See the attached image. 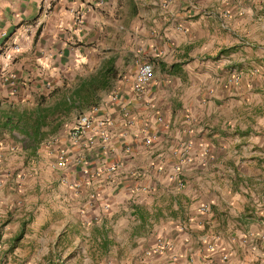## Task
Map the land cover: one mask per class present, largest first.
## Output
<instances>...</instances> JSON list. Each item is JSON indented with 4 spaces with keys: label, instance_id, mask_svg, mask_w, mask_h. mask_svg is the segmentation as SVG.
I'll return each mask as SVG.
<instances>
[{
    "label": "crops",
    "instance_id": "0c3cea01",
    "mask_svg": "<svg viewBox=\"0 0 264 264\" xmlns=\"http://www.w3.org/2000/svg\"><path fill=\"white\" fill-rule=\"evenodd\" d=\"M0 72L2 105L50 109L41 137L0 129L14 264H264V0H0ZM91 106L108 152L70 137Z\"/></svg>",
    "mask_w": 264,
    "mask_h": 264
},
{
    "label": "built area",
    "instance_id": "2783aa9c",
    "mask_svg": "<svg viewBox=\"0 0 264 264\" xmlns=\"http://www.w3.org/2000/svg\"><path fill=\"white\" fill-rule=\"evenodd\" d=\"M154 77L153 65L150 62H142L137 68V72L133 79V89L137 94H143L146 87L150 84ZM239 79L238 76H232L229 79V82H237ZM1 81H13L12 75H4L0 72ZM116 94H113L115 97ZM99 108L97 106H91L87 111L81 113L73 127L70 130V137L75 144H79L83 141L85 147H92L97 138H100L102 141V148L105 152H108L109 148L107 143L110 139L109 128L114 124L112 117L98 115ZM158 120H162L161 117H158ZM152 141V137L148 136L145 139V142L148 144ZM126 151H129V147H125ZM79 162L82 161V157L77 159ZM65 164L64 159H60L56 162L57 167H61ZM120 166V163H113L106 167L107 178H112L117 168ZM135 190L147 191L148 189L144 186L136 187ZM104 208H109V204H105ZM199 210L201 213H206L209 210V205L203 203L200 205ZM170 243L165 241L162 237L156 238V251H160L170 247ZM209 249H213V244L208 245ZM222 260L227 259V254L221 255Z\"/></svg>",
    "mask_w": 264,
    "mask_h": 264
},
{
    "label": "trees",
    "instance_id": "16d2710c",
    "mask_svg": "<svg viewBox=\"0 0 264 264\" xmlns=\"http://www.w3.org/2000/svg\"><path fill=\"white\" fill-rule=\"evenodd\" d=\"M76 98L82 97V99H87L86 93H81L80 91H74L72 94ZM89 95V94H88ZM62 99V98H61ZM64 100V104L58 102L56 105V111L64 110L69 111L70 109L74 108L73 100L74 97H69V102L65 105L66 101ZM50 109L47 107H42L41 105H37L35 108L30 109H22L17 110L12 107V102L6 103L2 105L0 103V129H20L26 133L32 132L35 136L41 137L42 134L40 132L41 127L43 126V119L48 116ZM5 221L0 223V244L3 241L2 237V229L4 227ZM23 236V230H21L17 235L10 237L7 240V243L13 247Z\"/></svg>",
    "mask_w": 264,
    "mask_h": 264
},
{
    "label": "rangeland",
    "instance_id": "374dc122",
    "mask_svg": "<svg viewBox=\"0 0 264 264\" xmlns=\"http://www.w3.org/2000/svg\"><path fill=\"white\" fill-rule=\"evenodd\" d=\"M32 95H33V93H32ZM44 95L48 96V94H41V96H39V97L36 96L34 98H33V96H31V101L32 100H38V101L44 103ZM0 183H1V185L3 184L2 181ZM1 187L2 188H0V190H3L4 184ZM2 193H5V191L2 192ZM2 193H0V195H2ZM27 230H28V227H27ZM9 238L10 237H8V236L3 238V241L0 244V245H3L5 243L7 244L4 249H6V247L9 245L7 243V239H9ZM24 239H28V237H24ZM45 254L46 253L36 254L37 259L35 260L34 264H45V261H46L45 258H44ZM27 258H28V255L27 256H20V255H18V252H17V254H14L13 252L12 253L11 252H6V255H3V253L0 252V262H2L3 264H14L13 262L16 261V260L17 261H21L22 260V262H24L25 260H28Z\"/></svg>",
    "mask_w": 264,
    "mask_h": 264
}]
</instances>
